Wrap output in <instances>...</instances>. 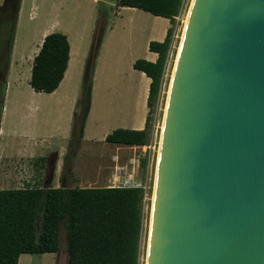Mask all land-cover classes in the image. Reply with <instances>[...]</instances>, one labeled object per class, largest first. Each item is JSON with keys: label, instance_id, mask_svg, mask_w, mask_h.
Listing matches in <instances>:
<instances>
[{"label": "water", "instance_id": "95a60500", "mask_svg": "<svg viewBox=\"0 0 264 264\" xmlns=\"http://www.w3.org/2000/svg\"><path fill=\"white\" fill-rule=\"evenodd\" d=\"M171 74L145 264H264V0H191Z\"/></svg>", "mask_w": 264, "mask_h": 264}, {"label": "trees", "instance_id": "16d2710c", "mask_svg": "<svg viewBox=\"0 0 264 264\" xmlns=\"http://www.w3.org/2000/svg\"><path fill=\"white\" fill-rule=\"evenodd\" d=\"M19 0H5L0 9L12 15L11 39L0 64V84L5 85L9 69L13 30ZM182 0H117L119 8H133L169 20L171 27L162 42L151 41L155 63L138 59L133 68L151 82L147 98L148 113L143 130L116 129L104 142L118 146H144L173 43L175 17ZM107 12L99 11L95 33L84 64L81 97L73 113L69 150L80 144L90 107L95 65L106 26ZM69 60L65 35L45 36L33 59L29 85L37 93H52L64 77ZM1 90V89H0ZM2 93V92H0ZM142 167L145 161H142ZM69 163L63 167L58 188L0 190V264H18L22 254L42 255L61 252L63 232L66 264H140L141 237L144 227L142 191L111 187L79 188L68 184ZM69 173V174H68Z\"/></svg>", "mask_w": 264, "mask_h": 264}, {"label": "rangeland", "instance_id": "374dc122", "mask_svg": "<svg viewBox=\"0 0 264 264\" xmlns=\"http://www.w3.org/2000/svg\"><path fill=\"white\" fill-rule=\"evenodd\" d=\"M4 1L0 0V7H2ZM185 2L183 22L176 23L175 21L172 37L173 43L169 52L164 83L158 96L157 105L150 124L148 141L151 145H155V150H157L156 145L159 142L171 73L185 23V16L187 15L191 0H185ZM102 9L107 12V18L100 46V59L95 79L96 86L90 96L92 113L85 123L87 125V142L81 143L74 150H69L67 147V152L63 158V167L66 159L67 163H69L68 172H70V176L68 178V184L82 188L109 187L111 185L110 177L112 176V168L114 166L111 159L112 156L117 155L118 162L124 165L126 164L127 158L132 155V152L127 149V146L112 145L106 142L96 143V141H101L102 134L110 128H113L112 130H115V128L120 129L118 127L121 123L118 121L114 122V120L121 118V109L125 105L128 112H130L132 101L136 95V88L134 85L126 82L129 81L127 76L130 75L132 67L129 58L133 54L134 57L143 59L146 42L151 38V23L152 20H155L153 19L154 16L137 9L119 8L117 7V0H21L13 30V43L10 51L12 58L11 86L8 95L7 117L4 127L6 130L13 129L21 131L23 129L34 128L36 125L38 134L46 135L48 133L51 135V123H54L55 127L58 126L60 130L58 136H54L55 140L52 141V145H54L52 151L55 152L61 146H68L69 143L73 113L77 111V102L81 97L84 64L92 44L98 14ZM1 14L0 64L3 53L8 48L13 26L11 13L8 14L5 12ZM54 25L58 26L54 27ZM45 30H51L52 32L50 33L69 34L72 42L78 45L81 52L80 64L73 74L76 78L73 79L72 85L67 90L66 95L71 96L76 93L73 105L74 110L66 126L70 130L67 136L68 140L66 141L62 140V131L65 129V123L58 119L56 115L52 113L40 114L37 119H31L26 115L25 109H23L24 107L22 108L23 111H19L21 105L19 106L17 104L18 102H29L31 91L28 86V79L31 75L33 62L30 63L27 60L23 66L22 62L29 56L35 46L40 47V41L45 38L43 34ZM29 67L30 71L28 74ZM19 74L22 75L17 78ZM4 88L5 85L0 84L2 92ZM113 89L119 90V92H125L126 97L122 96L119 98V95L114 96ZM153 156V161L147 169V172L146 170V173L142 172L144 177L147 176L149 191L143 207L145 219L141 237L140 264H145L150 206L157 157L156 151ZM14 171L18 174V170ZM52 173L53 170L49 166L46 173L47 177L51 178ZM14 183L4 186V188H18V181L16 182L15 180ZM1 185L0 190H3ZM60 248L61 252L55 254H22L19 257L18 264H66L67 254L64 250L63 232L60 235Z\"/></svg>", "mask_w": 264, "mask_h": 264}, {"label": "crops", "instance_id": "0c3cea01", "mask_svg": "<svg viewBox=\"0 0 264 264\" xmlns=\"http://www.w3.org/2000/svg\"><path fill=\"white\" fill-rule=\"evenodd\" d=\"M153 19L155 20H152L151 23V38H149L146 42V50L143 55V60L151 63H155L157 54L148 50L149 42L153 40H156V42H162L166 36L167 30L171 27L169 20L166 18L154 16ZM57 26L58 25H54V27ZM50 32L52 31L45 30L43 34L46 36L50 34ZM64 35L66 36L69 43V60L67 69L64 73V77L57 89L49 94L37 93L29 85V77L28 86L31 91L29 102H18L17 104L19 106L21 105L19 111H23V109H25L26 115L31 119H37L40 114L43 115L52 113L56 115L58 119L65 123V129L62 131V140L66 141L68 140L67 136L70 132L69 128H67L66 126L68 125L69 118L74 110L73 105L75 102L76 93L71 96L66 95L67 90L72 85L73 79L76 78V76H73V74L76 72L80 64L81 52L80 48H78V45L72 42L69 34L64 33ZM42 41L43 40L40 41V47ZM40 47L35 46L31 50L28 56L29 58L26 57L23 60L22 66L25 65L27 60L30 63L33 62V59L37 55ZM100 50L101 49H99L95 65L91 93L94 92L96 86L95 79L100 59ZM129 59L132 67L130 75L127 76L129 81H125L130 83L131 85H134V87L136 88V95L132 101L130 112H128V109L125 105V107L121 109V118H116L114 122L118 121L121 123L118 128L139 131L143 130L145 127V121L148 113L147 98L151 80L146 77L143 72H140L133 68V63L138 60L137 57H134L133 54H131ZM30 67L28 69V74L30 71ZM11 69L12 58L10 54L9 69L5 80V88L3 92L2 90H0V92H2L0 93V185L2 184L1 187H3V190H6L9 188H4V186L15 184L14 182L16 180V182L18 181V188H41L45 185L51 186L53 188H58L60 183L61 171L63 169V158L67 152L68 147L67 145L61 146L57 151H52V147L54 146L52 145V141L55 140L54 136H58L60 131L58 126L55 127V124L51 123V135H49L48 133L46 135L38 134V128L36 125L34 128H29L27 130L23 129L21 131L13 129L6 130L4 127L7 117L8 95L11 86ZM21 72H23V70H21ZM20 75L22 74H19L17 78H19ZM18 82L20 81L18 80ZM113 91L115 93L114 96L119 95V98L122 96L126 97L125 92H119V90L116 89H113ZM91 113L92 105L89 107L86 121L90 117ZM86 129L87 125L85 124L83 137L80 144L83 142H87ZM112 129L113 128H110L109 130L105 131L100 138L101 141H96V143H103L106 136L114 131ZM12 165H14V167H12ZM49 166H51L53 170L51 178H48L46 175ZM14 170H18V174ZM73 187H76V185H74Z\"/></svg>", "mask_w": 264, "mask_h": 264}, {"label": "built area", "instance_id": "2783aa9c", "mask_svg": "<svg viewBox=\"0 0 264 264\" xmlns=\"http://www.w3.org/2000/svg\"><path fill=\"white\" fill-rule=\"evenodd\" d=\"M186 2L182 0L181 9L179 14L175 17L176 23L183 22L182 18L185 11ZM165 77V75H164ZM155 150V145H151L148 141L144 146H127V149L132 152V155L127 158L126 164L122 165L118 162V156H112V161L114 163L113 173L110 177L111 188H123V189H136L142 191L143 199L142 206L147 200V193L149 191V185L147 184V176L144 177L142 172L146 173L147 169L150 167L153 161V155L158 152ZM139 152V153H136ZM142 161H145V166L142 167ZM146 170V172H145Z\"/></svg>", "mask_w": 264, "mask_h": 264}, {"label": "flooded vegetation", "instance_id": "af4514ba", "mask_svg": "<svg viewBox=\"0 0 264 264\" xmlns=\"http://www.w3.org/2000/svg\"><path fill=\"white\" fill-rule=\"evenodd\" d=\"M5 12H6V7L3 8V9H0V13L4 14ZM2 14H1V15H2Z\"/></svg>", "mask_w": 264, "mask_h": 264}, {"label": "bare ground", "instance_id": "6f19581e", "mask_svg": "<svg viewBox=\"0 0 264 264\" xmlns=\"http://www.w3.org/2000/svg\"><path fill=\"white\" fill-rule=\"evenodd\" d=\"M188 13V12H187ZM187 15L185 16V22H186ZM185 24V23H184ZM172 75V74H171Z\"/></svg>", "mask_w": 264, "mask_h": 264}]
</instances>
